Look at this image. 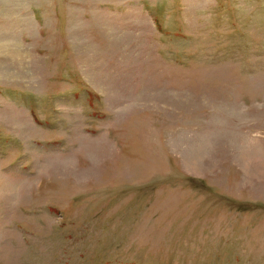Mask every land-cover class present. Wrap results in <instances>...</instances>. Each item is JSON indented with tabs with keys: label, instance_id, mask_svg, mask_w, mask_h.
<instances>
[{
	"label": "rangeland",
	"instance_id": "1",
	"mask_svg": "<svg viewBox=\"0 0 264 264\" xmlns=\"http://www.w3.org/2000/svg\"><path fill=\"white\" fill-rule=\"evenodd\" d=\"M0 264H264V0H0Z\"/></svg>",
	"mask_w": 264,
	"mask_h": 264
}]
</instances>
